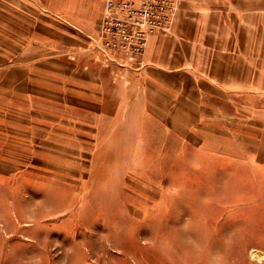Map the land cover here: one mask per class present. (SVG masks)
I'll return each mask as SVG.
<instances>
[{
    "label": "rangeland",
    "instance_id": "1",
    "mask_svg": "<svg viewBox=\"0 0 264 264\" xmlns=\"http://www.w3.org/2000/svg\"><path fill=\"white\" fill-rule=\"evenodd\" d=\"M9 9L0 4V264H264V112L209 110L191 77L161 107L122 101L116 82L119 101L95 115L56 93L23 100L4 73ZM96 39L103 88L110 69L130 87L134 63Z\"/></svg>",
    "mask_w": 264,
    "mask_h": 264
},
{
    "label": "crops",
    "instance_id": "2",
    "mask_svg": "<svg viewBox=\"0 0 264 264\" xmlns=\"http://www.w3.org/2000/svg\"><path fill=\"white\" fill-rule=\"evenodd\" d=\"M2 2L10 8L4 73L23 100L50 101L56 93L61 105L89 108L95 115L96 109L119 101L116 82L123 87L122 101L127 95L161 107V96L177 102L179 84L190 83L191 77L209 110L229 104L239 112L253 109L252 115L264 112V0H181L171 33L153 36L127 73L135 83L126 87L110 69L105 89L103 69L88 53L92 39L100 36L105 0ZM137 85L144 87L143 96L134 95Z\"/></svg>",
    "mask_w": 264,
    "mask_h": 264
},
{
    "label": "built area",
    "instance_id": "3",
    "mask_svg": "<svg viewBox=\"0 0 264 264\" xmlns=\"http://www.w3.org/2000/svg\"><path fill=\"white\" fill-rule=\"evenodd\" d=\"M103 10L99 49L112 60L136 63L152 36L170 32L177 0H105Z\"/></svg>",
    "mask_w": 264,
    "mask_h": 264
}]
</instances>
